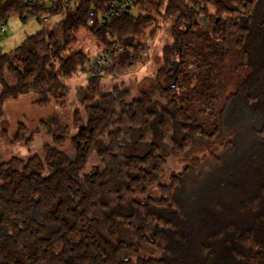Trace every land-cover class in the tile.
Instances as JSON below:
<instances>
[{
  "label": "trees",
  "instance_id": "1",
  "mask_svg": "<svg viewBox=\"0 0 264 264\" xmlns=\"http://www.w3.org/2000/svg\"><path fill=\"white\" fill-rule=\"evenodd\" d=\"M56 1L26 16V0H0V27L42 25L0 54V118L25 96L67 106L64 80L92 72L82 52L64 55L82 28L110 63L74 89L83 115L72 131L42 118L51 143L41 154L0 153V264H264V0H132L137 15L112 17L104 0ZM44 14L63 19L50 26ZM166 30L151 83L134 96L122 84L103 90L113 67L149 62L145 38ZM230 63L234 89L223 97ZM38 132L0 126V144L28 149ZM213 143L222 150L166 179L167 157L192 161Z\"/></svg>",
  "mask_w": 264,
  "mask_h": 264
},
{
  "label": "rangeland",
  "instance_id": "2",
  "mask_svg": "<svg viewBox=\"0 0 264 264\" xmlns=\"http://www.w3.org/2000/svg\"><path fill=\"white\" fill-rule=\"evenodd\" d=\"M139 12L133 8L132 14L137 15ZM210 13L213 14L214 10L210 8ZM62 16H53L51 22L48 24L52 26L53 24L59 23L62 20ZM8 36L3 41L0 42L1 53H9L20 45L26 38L35 35L42 29V25L36 21L31 20L26 24L21 23L18 19L11 20L7 25ZM155 40L150 39L151 48H149L148 54L145 58L149 59L144 65L142 63L134 65H123L116 66L111 69V71L105 74L100 83L103 86L104 91H109L115 85L127 86L130 90L132 96L137 95L142 89L143 85L151 83L154 78L156 71L161 65V50L164 44L170 43L168 31H160L156 36ZM75 52H82L88 59L89 64L93 63L99 58L104 56L103 47L97 42L96 38L91 34L89 29L82 28L78 34L77 43L65 52V56H70ZM231 68L227 69L223 75L222 80L225 88L222 90V96L228 95L233 91L235 84V63H230ZM88 67V66H87ZM188 69L191 70V74L196 73V68L193 65H188ZM90 73L80 72L78 75L64 80V85L68 88L67 106L64 109L51 106L49 108H38L32 104V96H25L17 101H8L3 107V117L0 118V126L8 133L13 134L16 132L18 124H23L30 132L34 130H39L38 133L33 134V141L30 147L27 149L21 143H2L0 144L1 150V160H7L11 157H18L20 159L26 160L32 155L41 154L42 146L51 143L50 137L44 132L43 128L39 126L40 119H46L48 117L54 116L63 125H67L71 129L72 119L74 113H80L83 115V110L79 101L74 98V89L77 87H83L86 85L90 78ZM218 109L221 104L217 105ZM72 131V129H71ZM222 150V146L219 143H213L206 148L197 151L192 161H176L170 157L166 158V179L172 174L181 172L186 166L195 167L202 161H204L212 153H218ZM92 164H97L94 162ZM90 168L88 167V170ZM167 182V180H165Z\"/></svg>",
  "mask_w": 264,
  "mask_h": 264
},
{
  "label": "built area",
  "instance_id": "3",
  "mask_svg": "<svg viewBox=\"0 0 264 264\" xmlns=\"http://www.w3.org/2000/svg\"><path fill=\"white\" fill-rule=\"evenodd\" d=\"M56 0H26V6L28 7V11L26 13V16H29L32 12L33 6H45V10L49 11L56 5ZM63 4L67 7H74L77 5L79 0H62ZM104 5L108 9L109 16L112 17L116 14H129L132 12V9L134 8V1L132 0H104ZM53 16L44 14L41 16L40 20L43 24H49L51 22V18ZM31 20H35L34 18ZM105 24V20H101L99 22V26H103ZM88 26H93L94 22L92 19L87 21ZM7 31V27L5 25H2L0 27V35L5 33ZM145 46L148 48H151V42L149 37L145 38L144 40ZM109 50L106 51L104 56L102 58L97 59L93 63L89 64L87 62V66L91 67V77H97L99 74H102L105 67L110 63V57H109ZM144 56V55H143Z\"/></svg>",
  "mask_w": 264,
  "mask_h": 264
},
{
  "label": "water",
  "instance_id": "4",
  "mask_svg": "<svg viewBox=\"0 0 264 264\" xmlns=\"http://www.w3.org/2000/svg\"><path fill=\"white\" fill-rule=\"evenodd\" d=\"M1 52H2V50H1V48H0V54H1Z\"/></svg>",
  "mask_w": 264,
  "mask_h": 264
}]
</instances>
